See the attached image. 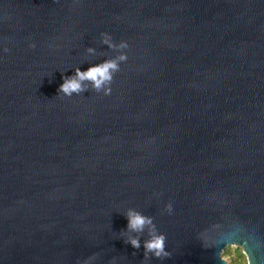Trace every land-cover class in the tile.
Instances as JSON below:
<instances>
[{
    "label": "water",
    "instance_id": "1",
    "mask_svg": "<svg viewBox=\"0 0 264 264\" xmlns=\"http://www.w3.org/2000/svg\"><path fill=\"white\" fill-rule=\"evenodd\" d=\"M107 60L99 90L58 93ZM232 244L264 264V0H0V264H226Z\"/></svg>",
    "mask_w": 264,
    "mask_h": 264
},
{
    "label": "clouds",
    "instance_id": "2",
    "mask_svg": "<svg viewBox=\"0 0 264 264\" xmlns=\"http://www.w3.org/2000/svg\"><path fill=\"white\" fill-rule=\"evenodd\" d=\"M105 35L104 43L109 44V47H113ZM35 47V44L30 45ZM120 47L126 48L128 44L126 42H121ZM8 51V49H5ZM92 51V49H89ZM120 60H126V55H121ZM118 69V63L116 60H107L102 64L94 65L89 67L86 71H81L79 68L75 70L74 76H66L63 78V83L59 86L58 93L63 92L65 95L71 96L72 93H79L84 90L83 82L91 81L93 87L99 90L106 82L112 80V73ZM106 95L111 94V88L106 89ZM166 209L169 213L172 212V205L169 203L166 205ZM128 220V229L136 232H143L145 227L149 228L148 236L149 239L144 241V255L147 258L148 254L151 253L156 258H166L170 256V253L165 250V240L164 234L157 232L156 225L153 223V219L150 216H146L137 212L135 210H129L126 214ZM131 244L134 249H139L141 247V241L139 238H132L127 241ZM247 255V253H246ZM251 264V261H249Z\"/></svg>",
    "mask_w": 264,
    "mask_h": 264
},
{
    "label": "rangeland",
    "instance_id": "3",
    "mask_svg": "<svg viewBox=\"0 0 264 264\" xmlns=\"http://www.w3.org/2000/svg\"><path fill=\"white\" fill-rule=\"evenodd\" d=\"M226 264H247V259L242 248L234 244L229 245L222 252Z\"/></svg>",
    "mask_w": 264,
    "mask_h": 264
}]
</instances>
